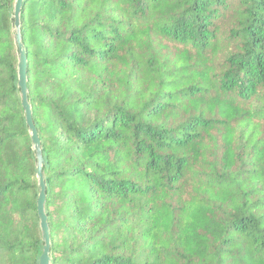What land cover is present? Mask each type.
Here are the masks:
<instances>
[{
    "label": "trees",
    "instance_id": "16d2710c",
    "mask_svg": "<svg viewBox=\"0 0 264 264\" xmlns=\"http://www.w3.org/2000/svg\"><path fill=\"white\" fill-rule=\"evenodd\" d=\"M0 0V264H38L35 157ZM50 264H264V0H23Z\"/></svg>",
    "mask_w": 264,
    "mask_h": 264
},
{
    "label": "water",
    "instance_id": "95a60500",
    "mask_svg": "<svg viewBox=\"0 0 264 264\" xmlns=\"http://www.w3.org/2000/svg\"><path fill=\"white\" fill-rule=\"evenodd\" d=\"M23 0H15L14 10H13V32H14V42L17 47V87L20 93L21 106L24 113L25 124L28 130V134L31 142V149L34 152L35 157V169L37 185L39 188L37 203H36V213L39 220V229L41 232L42 241V251L38 259V264H50L51 262V243L49 227L47 223V216L45 214V192L46 186L43 176V166L44 160L41 151V144L37 130L33 123L31 106L28 100V90H27V60L26 52L21 43L20 34V21L19 14L21 11Z\"/></svg>",
    "mask_w": 264,
    "mask_h": 264
}]
</instances>
